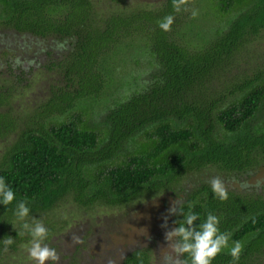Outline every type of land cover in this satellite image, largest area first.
Returning a JSON list of instances; mask_svg holds the SVG:
<instances>
[{"label":"trees","instance_id":"16d2710c","mask_svg":"<svg viewBox=\"0 0 264 264\" xmlns=\"http://www.w3.org/2000/svg\"><path fill=\"white\" fill-rule=\"evenodd\" d=\"M106 1L97 10L91 0H0V46L21 39L24 54L34 45L0 77V177L16 194L0 204V255L6 237L9 251L29 237L14 215L23 199L30 217L67 197L114 207L177 185L175 204L185 213L191 204L197 226L211 212L230 233L212 264H233L234 241L244 245L236 264H256L264 192L228 190L221 201L196 175L207 166L248 173L264 160V58L252 45L264 37V0H207L199 25L190 0L179 13L172 0ZM167 15L175 19L165 32L157 22ZM32 67L53 80L33 109L17 112L13 96ZM169 218L173 228L183 220ZM149 253L134 249L120 264H148Z\"/></svg>","mask_w":264,"mask_h":264},{"label":"rangeland","instance_id":"374dc122","mask_svg":"<svg viewBox=\"0 0 264 264\" xmlns=\"http://www.w3.org/2000/svg\"><path fill=\"white\" fill-rule=\"evenodd\" d=\"M91 1L97 10L109 6L106 0ZM210 7V2L207 0H190V13L193 8L199 11V15L193 19L192 24L199 25L204 19L210 18V14L206 15ZM184 30L189 37L192 32H188L186 27ZM16 42L17 45L10 50L0 46V77L2 79L11 78V73L4 70L5 61L8 59L10 62L14 60L16 54L23 52L18 46L22 40L18 39ZM252 45L259 51L258 56L264 58V37H255ZM32 47L19 58L30 57L34 49ZM239 65V67L245 66L242 62ZM27 66L29 67L25 65ZM37 67H32L26 81H23L13 96L12 103L17 112L23 113L33 109L38 100L46 94L45 90L53 80L51 72L42 71ZM1 145L0 142V149ZM196 176L208 183L213 177H219L227 190L264 192V160H261L259 165L248 173L227 172L214 166H207L202 168ZM186 178L184 177V180H188ZM194 178L191 176L189 179L194 180ZM176 188L177 185L158 192L143 194L124 205L114 207L96 204L83 208L67 197L50 210L30 216L27 222L31 223L32 219L40 220L49 230V237L44 243L57 251L60 259L56 264H120L122 257L127 253L143 247H147L150 251L148 264H181L180 255L172 247L175 241L168 242L165 239V233L173 229L168 209L177 199V192H172ZM165 218H167V226L162 227ZM73 237H80L83 243H74ZM31 239L29 235L27 240L18 244L16 250L3 251L0 255V264H36L29 258L27 252V248L31 246ZM255 260L256 264H264V256ZM46 264H53V262L48 261Z\"/></svg>","mask_w":264,"mask_h":264},{"label":"clouds","instance_id":"9594fccd","mask_svg":"<svg viewBox=\"0 0 264 264\" xmlns=\"http://www.w3.org/2000/svg\"><path fill=\"white\" fill-rule=\"evenodd\" d=\"M189 0H172L173 10L179 13L182 9L187 11L185 7ZM199 15L198 9L191 10V17L195 19ZM175 17L167 15L162 20L158 21V27L163 31H171V26L174 23ZM212 192L221 201L228 199V190L224 182L219 177H213L210 181ZM16 199V194L12 188L6 183L3 177H0V204L5 206L11 204ZM27 199L19 201L16 205L14 215L21 223L23 235L27 233L31 236L30 247L27 248L28 256L36 264H46L51 261L53 264L59 261L60 257L54 248L49 247L44 243L49 237V230L44 226L42 221L32 219L31 223L27 222L30 214V208ZM189 211L185 213L182 208L176 206L172 202V206L168 209L169 215H182L183 220L179 222V226L165 233V239L175 241L172 247L178 254H187L190 257L191 264H212L215 257L221 254L224 249L229 247L230 233L221 232L219 229L220 218L211 212L206 214L204 222L198 226L195 222L200 219L197 213L191 211L192 205L188 206ZM167 226V218L162 227ZM74 243H83L80 237H73ZM5 245L4 251L14 243V239L6 237L3 240ZM244 245L240 241H234L229 255L232 257L233 264L239 261ZM184 264H188L185 261Z\"/></svg>","mask_w":264,"mask_h":264}]
</instances>
